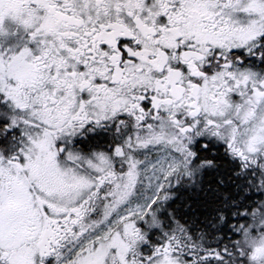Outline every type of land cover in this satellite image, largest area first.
Wrapping results in <instances>:
<instances>
[{
	"label": "snow or ice",
	"instance_id": "snow-or-ice-1",
	"mask_svg": "<svg viewBox=\"0 0 264 264\" xmlns=\"http://www.w3.org/2000/svg\"><path fill=\"white\" fill-rule=\"evenodd\" d=\"M0 264H264V0H0Z\"/></svg>",
	"mask_w": 264,
	"mask_h": 264
}]
</instances>
